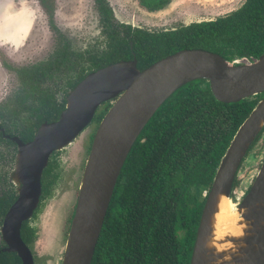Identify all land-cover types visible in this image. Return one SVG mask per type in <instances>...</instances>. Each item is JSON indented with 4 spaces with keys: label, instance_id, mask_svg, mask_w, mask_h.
I'll use <instances>...</instances> for the list:
<instances>
[{
    "label": "trees",
    "instance_id": "trees-1",
    "mask_svg": "<svg viewBox=\"0 0 264 264\" xmlns=\"http://www.w3.org/2000/svg\"><path fill=\"white\" fill-rule=\"evenodd\" d=\"M38 1L52 23L48 0ZM171 1L138 0V4L152 12ZM94 3L101 47L75 51L60 33L45 60L19 67L5 64L19 84L0 105V159L11 162L14 155L10 152L14 144L2 136L1 129L24 142L30 140L43 121L58 117L67 91L105 65L134 57L141 70L184 48L213 51L231 62L252 61L264 51V0H244L222 16L163 30L120 22L107 0ZM263 96L264 92L237 102H220L204 79L175 90L149 119L126 157L92 264H189L206 197L202 192L209 189L238 126ZM109 105L106 101L97 109L95 121H100ZM263 130L264 126L250 148ZM57 165L51 156L42 172L41 198L51 192ZM15 197L14 186L0 173V224ZM21 235L31 242L34 228L24 223ZM0 264H20V260L15 253L0 252Z\"/></svg>",
    "mask_w": 264,
    "mask_h": 264
},
{
    "label": "water",
    "instance_id": "water-1",
    "mask_svg": "<svg viewBox=\"0 0 264 264\" xmlns=\"http://www.w3.org/2000/svg\"><path fill=\"white\" fill-rule=\"evenodd\" d=\"M132 47L130 43V48ZM197 79L208 82L216 100L237 102L264 92V51L251 62H231L220 54L184 48L164 56L144 69L136 59L120 60L85 75L65 96L64 108L54 121L41 123L32 139L12 136L17 152L9 179L17 197L4 214L0 233L2 251L15 252L21 264H33L31 251L22 241L20 226L39 201L41 174L49 155L67 145L91 120L97 107L110 101L93 134L69 221L60 264H91L104 218L126 157L141 131L162 103L179 87ZM264 126V96L238 126L221 156L201 210L189 264H264V159L247 192L233 200V182L247 150ZM217 197L233 202L239 222L251 227L223 258L226 234L214 209ZM220 234L211 237L212 248L202 245L209 232L207 221ZM230 246V247H229ZM219 247V248H217ZM225 261V262H226Z\"/></svg>",
    "mask_w": 264,
    "mask_h": 264
},
{
    "label": "rangeland",
    "instance_id": "rangeland-1",
    "mask_svg": "<svg viewBox=\"0 0 264 264\" xmlns=\"http://www.w3.org/2000/svg\"><path fill=\"white\" fill-rule=\"evenodd\" d=\"M243 1L172 0L162 10L149 12L138 4V0H108L117 20L149 30L213 19L237 8ZM48 3L53 10L52 23L38 0H0V105L14 94L19 84L16 74L5 64L19 67L45 60L55 49L60 33L75 51L98 48L103 44L94 0H48ZM243 61L246 60L241 59ZM95 128L96 123L91 124L71 143L59 149L58 178L31 221L35 230L30 244L34 264L61 262L88 153L89 134L92 135ZM262 140L258 139L249 147L238 166L237 182L232 190L235 201L248 190L264 159V151L260 148Z\"/></svg>",
    "mask_w": 264,
    "mask_h": 264
},
{
    "label": "bare ground",
    "instance_id": "bare-ground-1",
    "mask_svg": "<svg viewBox=\"0 0 264 264\" xmlns=\"http://www.w3.org/2000/svg\"><path fill=\"white\" fill-rule=\"evenodd\" d=\"M215 208H218L217 214L218 216H220L223 224L228 225L226 234H230L229 237L233 241L231 248L227 247L231 243H225L224 246L220 248L217 247L219 248L218 250L226 248L225 251L221 252L223 254V258H225L227 257L228 253L233 250V247L237 241L244 240L246 236L251 233V227L246 223L239 222V219L237 217L238 212H235V205L233 204V202L227 200L226 198L217 197L214 205V209ZM216 226L218 225L216 224ZM216 226L215 224L211 223L210 219L209 222L207 221V229L209 230V232L206 233L202 238V245L206 250H210L212 248L211 237L214 236L213 232L215 231L216 238H219L221 234ZM221 235L223 236V234ZM225 261H223L224 264L227 263V261Z\"/></svg>",
    "mask_w": 264,
    "mask_h": 264
},
{
    "label": "flooded vegetation",
    "instance_id": "flooded-vegetation-1",
    "mask_svg": "<svg viewBox=\"0 0 264 264\" xmlns=\"http://www.w3.org/2000/svg\"><path fill=\"white\" fill-rule=\"evenodd\" d=\"M108 1V0H107ZM109 3V2H108ZM110 5V4H109ZM167 6V5H166ZM111 7V6H110ZM144 8V7H143ZM112 9V8H111ZM145 9V8H144ZM112 11H113V9H112ZM158 11V10H157ZM150 12V11H149ZM153 12V11H152ZM113 14H114V11H113ZM114 16H115V14H114ZM116 18V17H115ZM117 19V18H116ZM119 21V20H118ZM190 23V22H189ZM130 24V23H129ZM182 24H185V23H182ZM188 24V23H187ZM132 25V24H131ZM134 26V25H133ZM137 27H139V26H137ZM241 60V59H240ZM245 60H247V59H245ZM70 90V89H69ZM68 90V91H69ZM67 91V92H68ZM110 104H111V102L110 101H108ZM104 103V102H103ZM102 103V104H103ZM102 104H100L98 107H97V109L102 105ZM65 105V104H64ZM97 109H96V111H97ZM96 111H95V113H96ZM61 112V111H60ZM59 112V113H60ZM95 113H94V115H93V117H92V120L84 127V128H82L80 131H79V133L75 136V138L85 129V128H88L91 124H93V123H96V128H97V126H98V123L99 122H97V121H95L94 120V116H95ZM58 118V117H57ZM56 118V119H57ZM55 119V120H56ZM46 121V120H45ZM52 121H54V120H52ZM44 122V121H43ZM42 122V123H43ZM47 122H51V121H47ZM96 128L94 129V131H93V133H92V135L91 134H89V144H88V146H87V152H89V149H90V145H91V140H92V137H93V134H94V132H95V130H96ZM37 129V128H36ZM1 132H2V136L3 137H5V138H8V139H10V141L14 144L13 146H14V151H13V149H11L10 150V152L11 153H14V155H13V160L11 161V162H7L6 161V159L4 158V159H0V166H1V168H0V173H5L6 174V177H7V179H8V181L14 186V188H15V191H16V185L11 181V179H9V176H10V174H11V171H12V169H13V167H14V159H15V155H16V152H17V146H16V143H14L12 140H11V137L12 136H14V135H7V134H4L3 133V131H2V129H1ZM90 133V132H89ZM264 130H263V133H262V135L258 138V139H260V138H263V140H262V143H261V145H260V148H262V150L264 151V149H263V147H264ZM15 137H17V136H15ZM33 137V136H32ZM18 138V137H17ZM74 138V139H75ZM32 139V138H31ZM73 139V140H74ZM21 140V139H20ZM72 141V140H71ZM71 141L69 142V143H71ZM24 142V141H23ZM26 142V141H25ZM68 143V144H69ZM250 150V149H249ZM59 150H56V151H53L50 155H49V157H48V160L51 158V156H53V158L56 160V162H57V167H56V171L58 172V170H59V157H58V155H59ZM10 153V154H11ZM88 154V153H87ZM248 154V151H247V153L245 154V156ZM47 164H48V161H47ZM47 166V165H46ZM45 166V167H46ZM44 167V168H45ZM44 168H43V170H44ZM43 170H42V172H43ZM238 171V170H237ZM58 175H59V172H58ZM58 175H57V178H58ZM41 177H42V174H41ZM235 177H236V175H235ZM57 178H56V180H57ZM56 180H55V182H56ZM40 182H41V180H40ZM54 182V183H55ZM237 181L235 180V178H234V182H233V186H234V184L236 183ZM54 183H53V185H54ZM53 187V186H52ZM52 187H51V189H52ZM209 190V189H208ZM208 190H203V195H207V192H208ZM247 192V191H246ZM246 192H244V194L246 193ZM41 194H42V187H41ZM41 194H40V196H39V201H38V203H37V206H36V208L34 209V211H33V213H32V215L28 218V219H26V220H24V221H22V223H21V226H20V236H21V239H22V241L27 245V247L29 248V250L31 251V248H30V244H31V242L34 240V238H33V240L31 241V242H25L24 240H23V238H22V235H21V230H22V226H23V224L24 223H26L27 222V224L30 226V227H32V225H31V221L36 217V213L38 212V210H39V208H40V206H41V202L44 200V198H41ZM243 194V195H244ZM16 197H17V193H16ZM16 197H15V199H16ZM14 199V200H15ZM13 200V201H14ZM13 203V202H12ZM11 203V204H12ZM10 204V205H11ZM9 205V206H10ZM9 208V207H8ZM7 211V210H6ZM4 217V216H3ZM2 220H3V218H2ZM1 224H2V222H1ZM1 224H0V227H1ZM33 228V227H32ZM34 234H35V230H34ZM6 246V244L4 243V241L2 240V237H1V233H0V252H8V251H2L1 249L2 248H4ZM12 253H15V252H12ZM16 254V253H15ZM17 255V254H16ZM31 255H32V260H33V264H34V256H33V253H32V251H31ZM94 255V254H93ZM17 257L19 258V260H20V264L22 263L21 262V259H20V257L17 255ZM92 259H93V257H92ZM91 264H92V261H91Z\"/></svg>",
    "mask_w": 264,
    "mask_h": 264
},
{
    "label": "built area",
    "instance_id": "built-area-1",
    "mask_svg": "<svg viewBox=\"0 0 264 264\" xmlns=\"http://www.w3.org/2000/svg\"><path fill=\"white\" fill-rule=\"evenodd\" d=\"M233 62H234V63H236V62H241V60H240V59H236V60H234ZM243 62H244V61H243ZM245 62H251V61L246 60Z\"/></svg>",
    "mask_w": 264,
    "mask_h": 264
},
{
    "label": "crops",
    "instance_id": "crops-1",
    "mask_svg": "<svg viewBox=\"0 0 264 264\" xmlns=\"http://www.w3.org/2000/svg\"><path fill=\"white\" fill-rule=\"evenodd\" d=\"M162 10V9H161ZM185 16V15H184ZM183 23H185V22H183Z\"/></svg>",
    "mask_w": 264,
    "mask_h": 264
}]
</instances>
